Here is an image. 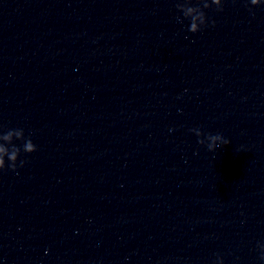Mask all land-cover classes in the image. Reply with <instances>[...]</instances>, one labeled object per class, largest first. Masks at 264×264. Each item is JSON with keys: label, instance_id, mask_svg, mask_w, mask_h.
<instances>
[{"label": "clouds", "instance_id": "9594fccd", "mask_svg": "<svg viewBox=\"0 0 264 264\" xmlns=\"http://www.w3.org/2000/svg\"><path fill=\"white\" fill-rule=\"evenodd\" d=\"M201 3V2H200ZM251 5H259L261 4V0H250ZM212 5H216V9L217 11H222L223 7H222V0H211V4L208 3H203V7L206 8H210ZM193 7V6H192ZM177 9L179 11H181V7H180V2L177 3ZM191 10V9H189ZM201 15V20H200V24L199 26L197 25V23L195 22V17L193 18H188L185 15H183L185 18L190 19V26H189V31L193 34L201 31L202 26H207V19L205 16L204 11H201L200 13ZM214 24V22H213ZM192 131H195L197 136H201V132L198 129H193ZM18 137L20 140H23V151L25 153H33L35 152L36 149V145L32 142V140L29 139H25L24 137V132L23 129H21V132L17 133ZM4 139H8L9 135H4L3 136ZM209 143L207 145L208 149L210 151L215 150L219 145H227L230 142L226 139L223 138V136L217 134V135H209L207 137ZM200 144H204V140H199L198 141ZM7 150L4 147H0V171L4 170L6 168L5 162H4V158H3V154L6 152ZM21 149L19 147H17L16 145H13L12 151L8 154V159L10 161V163L7 165L8 168H10L11 170L15 171L16 167H17V156L20 154ZM24 164V161L21 160L20 161V166L22 167ZM258 248L260 249V260L264 261V243H260L258 244ZM217 264H223V259L221 257H217Z\"/></svg>", "mask_w": 264, "mask_h": 264}]
</instances>
